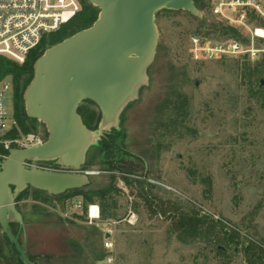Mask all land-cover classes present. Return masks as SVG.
I'll use <instances>...</instances> for the list:
<instances>
[{
  "label": "rangeland",
  "instance_id": "obj_1",
  "mask_svg": "<svg viewBox=\"0 0 264 264\" xmlns=\"http://www.w3.org/2000/svg\"><path fill=\"white\" fill-rule=\"evenodd\" d=\"M208 1V10L202 12L208 24L241 28L250 39L249 44L240 43L242 49L251 52L211 58L200 49L237 40L218 33L208 38L200 34L199 22L189 12L159 11V43L148 70L149 83L120 117L124 132L117 135L120 149L116 147L113 157L116 162L123 159L125 167L135 162L139 168L111 172L109 162L93 146L84 171L100 174L90 177L85 190L95 192L114 184L119 192L109 199L85 207L80 205L82 198L58 201L38 193L37 197L47 199L43 203L34 198L35 189L28 190L18 207L26 224H31L19 238L26 255L37 264H248L243 244H264V107L251 97L237 69L245 62L264 60V39L256 35L264 27L247 16L252 7L231 9L221 6V0ZM173 90L188 100L189 115L180 130L171 135L164 131L162 136L158 119L168 116L162 105L174 98L169 95ZM13 97V90L6 92L4 101L11 111ZM81 104L96 108L87 101ZM30 123L36 133L47 136L41 122ZM51 164L27 162L30 168L45 170H52ZM114 203V218L103 220L101 205ZM171 203L180 210L164 214L161 208ZM92 205L100 209L99 220L90 218ZM193 210L219 222L218 232L228 231L242 244L231 245L226 257L216 252L213 240L211 244L203 237L182 241L175 222L180 211L191 214ZM18 228L13 226L17 233ZM109 230L111 250L105 248ZM0 250V264H14L13 245L1 226Z\"/></svg>",
  "mask_w": 264,
  "mask_h": 264
},
{
  "label": "water",
  "instance_id": "obj_2",
  "mask_svg": "<svg viewBox=\"0 0 264 264\" xmlns=\"http://www.w3.org/2000/svg\"><path fill=\"white\" fill-rule=\"evenodd\" d=\"M88 1L100 10L98 19L45 50L24 92L27 116L45 126L48 139L39 147L12 149L1 162V233L26 264L33 262L11 228L24 224L17 198L31 189L60 196L89 186L95 174L83 170L89 150L112 130H120L125 108L149 83L148 70L159 43L157 13L186 11L203 18L193 0ZM85 101L101 113L96 130L89 129L78 112ZM27 162H53L60 170L30 168Z\"/></svg>",
  "mask_w": 264,
  "mask_h": 264
},
{
  "label": "trees",
  "instance_id": "obj_3",
  "mask_svg": "<svg viewBox=\"0 0 264 264\" xmlns=\"http://www.w3.org/2000/svg\"><path fill=\"white\" fill-rule=\"evenodd\" d=\"M79 1L81 3V11L75 16V18H73L67 24L63 25L58 31L46 35L40 45L37 48L31 50L23 64H18L13 60L0 56V81L11 79L13 86V116L16 121V127L10 133V136L12 138L35 133V128L30 123L32 119L27 116L24 103V92L33 77L35 62L44 54L45 50L48 47L62 42L63 40L73 36L79 31L90 28L98 19L100 10L97 7L93 6L87 0ZM193 1L195 2L197 8L202 12L208 10L210 5L208 3V0ZM191 16L199 22V33L204 34L207 38L210 37L213 33H218L222 37L237 40V42L239 43L244 42L246 44H249L250 42V39L245 36L243 32L244 30H242L241 28L229 25L217 26L213 23L208 24L207 18L199 19L192 14ZM247 16L250 18V21L256 20L262 27H264V19L261 18L254 9L247 13ZM237 69L240 73L242 82L248 86L250 92L249 94L251 95V97L257 100L261 104V106L264 107V87L260 88L261 80L264 78V60L256 64L245 62L242 64V66H237ZM28 76H30V79L26 80ZM169 95L174 96V98L170 97L171 100L162 105L163 107H165V109L167 108L166 112H168V116L166 118L158 119V127H161L163 130L162 136L165 135V132H168L171 135L175 133V130H180L182 123L189 115V104L185 96L179 94L178 92H175L174 90ZM87 102L95 106L94 103L90 101ZM78 112L81 115L84 124L89 129H97L101 120V113L97 107L94 109L81 104ZM123 132V129L112 130V132L102 138V140L99 142V145L96 147L102 153V159L104 160V162H109V168L107 169H109V171L111 172L117 170L135 172L139 168V166L135 162L126 163L125 167L122 165L123 159L119 160L118 162L113 160L115 149L116 147L119 148L116 143V140L118 138L117 135H122ZM45 139H48V133ZM159 148H161V144L159 145ZM5 155L8 156V152H6ZM2 161L3 160H0V168ZM83 170H85V167L83 168ZM114 178L113 181H115ZM125 180L128 181L127 179ZM117 192H119L118 188L115 187L114 184H109L108 186L100 188L95 192H87L85 188H83L69 191L60 196H55V198L58 201H62V199H64V201H67L73 198H82V202L80 203L82 204V206L84 205L86 207L90 204L95 203V200L97 199L106 201L107 199H109V197ZM35 193L36 194L34 195V198L41 199L37 197V195L42 194L43 192L35 190ZM28 195V190L23 192L17 198V204H19L23 199H26ZM41 201L43 203H47V199H41ZM17 208L21 213L18 205ZM113 209H116L115 203L112 206L101 205V218L103 220L114 218V212L112 211ZM171 210H180V208H177V206L173 205L172 203L168 208H161V211H163L164 214L170 212ZM218 223L219 222H215L211 217H200L199 213L195 210H193L191 214L180 211L175 222V227L180 233L179 237L182 241L187 242L188 238L196 240L203 237L209 244H211L213 240L217 245L215 247L216 252L221 256L227 257L229 256L230 246L235 245L238 247L242 244V242L239 239H236V237L230 235L228 231H225L224 233H221V231L218 232ZM14 225L15 224L11 225V228L14 235L17 236L18 233L13 230ZM236 235L240 238L239 233L236 232ZM6 239L8 243L12 244L7 236ZM19 242L21 243L20 238ZM220 247H222L223 249H221ZM243 252L248 264H264V244H259L255 241H249L248 244H243ZM13 253V256L15 257L14 264H26L14 245ZM27 256L33 262V264H37L34 257L28 254ZM1 260L2 258L0 250V262Z\"/></svg>",
  "mask_w": 264,
  "mask_h": 264
},
{
  "label": "built area",
  "instance_id": "obj_4",
  "mask_svg": "<svg viewBox=\"0 0 264 264\" xmlns=\"http://www.w3.org/2000/svg\"><path fill=\"white\" fill-rule=\"evenodd\" d=\"M221 1V6L228 5L231 9L240 6L252 7L264 17V3L257 0H228L226 3L224 0ZM80 11L79 0H0V56L23 64L31 50L37 48L46 35L58 31ZM260 31H263V34H260ZM256 35L264 39V29H257ZM193 41L196 44L199 42L197 39ZM200 50L211 58L251 52V50H243L237 41L227 46H216L211 49L202 47ZM12 87L11 79L0 81V160L6 159L8 157L5 155L6 152L9 154L12 149L35 148L46 142L45 137L36 132L15 138L10 136L11 131L16 127V121L13 110L7 107L4 100L6 92L12 90ZM92 207L93 205L89 208L90 218L99 220V207L97 206L96 218L92 217ZM106 233L110 236L106 235L105 248L111 250L112 232L109 230Z\"/></svg>",
  "mask_w": 264,
  "mask_h": 264
},
{
  "label": "crops",
  "instance_id": "obj_5",
  "mask_svg": "<svg viewBox=\"0 0 264 264\" xmlns=\"http://www.w3.org/2000/svg\"><path fill=\"white\" fill-rule=\"evenodd\" d=\"M23 215V214H22ZM23 218H24V224H23V226H20L19 224H17L18 226H19V228H18V234H17V236L18 237H20V234H26V230L28 229V228H30V224H31V221H29V223L28 224H26V220H25V216L23 215ZM13 225V224H12ZM22 247L24 248V245L22 244ZM25 250V249H24Z\"/></svg>",
  "mask_w": 264,
  "mask_h": 264
},
{
  "label": "bare ground",
  "instance_id": "obj_6",
  "mask_svg": "<svg viewBox=\"0 0 264 264\" xmlns=\"http://www.w3.org/2000/svg\"><path fill=\"white\" fill-rule=\"evenodd\" d=\"M260 34H263L262 31H260ZM91 214L93 218H96L98 216V208L97 206H93L91 210Z\"/></svg>",
  "mask_w": 264,
  "mask_h": 264
},
{
  "label": "flooded vegetation",
  "instance_id": "obj_7",
  "mask_svg": "<svg viewBox=\"0 0 264 264\" xmlns=\"http://www.w3.org/2000/svg\"><path fill=\"white\" fill-rule=\"evenodd\" d=\"M50 168H52V170H54V171H59L60 169L57 167V166H55L54 164H51L50 165ZM100 173L99 172H97V173H95L93 176H95V175H99ZM14 189V188H13ZM17 203V202H16ZM18 205V204H17ZM80 205H82L81 203H80Z\"/></svg>",
  "mask_w": 264,
  "mask_h": 264
}]
</instances>
